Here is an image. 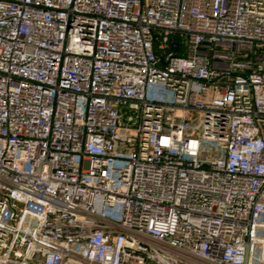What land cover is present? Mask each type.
<instances>
[{"label": "built area", "instance_id": "2783aa9c", "mask_svg": "<svg viewBox=\"0 0 264 264\" xmlns=\"http://www.w3.org/2000/svg\"><path fill=\"white\" fill-rule=\"evenodd\" d=\"M149 262L264 264V0H0V264Z\"/></svg>", "mask_w": 264, "mask_h": 264}, {"label": "rangeland", "instance_id": "374dc122", "mask_svg": "<svg viewBox=\"0 0 264 264\" xmlns=\"http://www.w3.org/2000/svg\"><path fill=\"white\" fill-rule=\"evenodd\" d=\"M182 47H183V46H182V44H181V51H182ZM149 264H155V263H154V262H149Z\"/></svg>", "mask_w": 264, "mask_h": 264}, {"label": "water", "instance_id": "95a60500", "mask_svg": "<svg viewBox=\"0 0 264 264\" xmlns=\"http://www.w3.org/2000/svg\"><path fill=\"white\" fill-rule=\"evenodd\" d=\"M194 115V114H193Z\"/></svg>", "mask_w": 264, "mask_h": 264}]
</instances>
